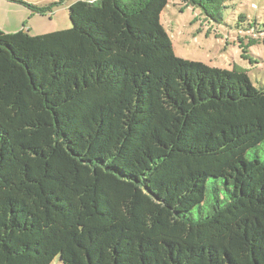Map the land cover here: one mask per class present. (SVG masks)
Here are the masks:
<instances>
[{
	"label": "trees",
	"instance_id": "obj_1",
	"mask_svg": "<svg viewBox=\"0 0 264 264\" xmlns=\"http://www.w3.org/2000/svg\"><path fill=\"white\" fill-rule=\"evenodd\" d=\"M167 3L76 0L69 29L0 31V264H264V87L177 57Z\"/></svg>",
	"mask_w": 264,
	"mask_h": 264
},
{
	"label": "rangeland",
	"instance_id": "obj_2",
	"mask_svg": "<svg viewBox=\"0 0 264 264\" xmlns=\"http://www.w3.org/2000/svg\"><path fill=\"white\" fill-rule=\"evenodd\" d=\"M23 1L39 7L51 5L52 11L43 15L32 14L22 6L0 0V31L14 33L23 30L31 36H40L71 27L68 8L76 0H62L58 6L52 4L60 0ZM167 1L160 23L169 35L177 57L227 71L237 66L247 71L253 85L264 87V34L236 27L241 14L250 24L256 20L264 25V0H228L225 3L228 9L221 11L223 20L219 23L210 21L199 8L184 0ZM256 151L263 160L264 144ZM249 157L253 159L252 153ZM203 208L207 213L209 207ZM51 264H60L58 258Z\"/></svg>",
	"mask_w": 264,
	"mask_h": 264
}]
</instances>
